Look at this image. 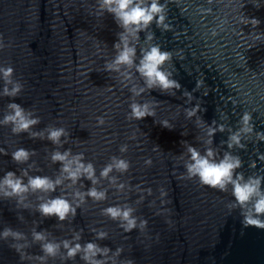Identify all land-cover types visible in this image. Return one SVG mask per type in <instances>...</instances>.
Returning a JSON list of instances; mask_svg holds the SVG:
<instances>
[{"label": "water", "instance_id": "water-1", "mask_svg": "<svg viewBox=\"0 0 264 264\" xmlns=\"http://www.w3.org/2000/svg\"><path fill=\"white\" fill-rule=\"evenodd\" d=\"M160 2L167 6L170 31L153 23L138 41L129 39L136 47V63L142 50L152 45L170 52L172 58L164 69L181 88L175 95L145 90L133 96L131 88L144 86L134 69L120 74L105 71V64L116 55L113 46L122 29L112 15L99 13L98 0H0V38L6 45L0 49V67L12 66L13 79L23 84L16 98L0 95V120L14 102L40 118L33 132L50 126L68 132L62 145L56 146L0 126V149L8 153L0 155V178L9 171L19 176L27 169V164L16 165L11 159V153L21 147L35 152L29 161L35 163L29 170L32 176L60 175V165L50 159L55 150L83 153L85 162L95 166L97 177L114 156L130 164L126 173H112L125 185L123 190L101 180L97 187L107 190V199H87L76 217L63 223L35 211L40 193L29 194L27 209H17L15 200L0 199V232L6 227L22 232L27 239L19 243L29 245L24 249L28 258L21 260L11 247L16 242L0 240V264H40L36 257L43 253L32 242L33 229L57 242L81 233L82 245L95 242L112 252L122 248L119 264L128 260L134 264H264V229L244 227L240 210L230 211L231 187L220 192L184 178L187 147L203 154L209 126L225 129L212 137L218 158L231 151L242 161L237 173L245 179L264 176V0ZM253 19L259 21L256 27L249 22ZM3 87L0 79V93ZM185 91L192 93L191 103ZM132 102L155 105L154 117L130 119ZM197 104L200 125L196 117L185 115V109ZM245 113L251 116L253 132L242 139L243 149L230 150L228 137L239 130ZM100 117L103 125L98 124ZM163 121L172 128L163 127ZM122 145L128 146L126 153H120ZM147 160L151 165H146ZM90 187L91 182L82 178L66 191L71 199L72 192ZM63 190L58 188L51 197ZM125 204L136 210V217L148 221L144 230L125 233L117 221L102 215L104 208ZM93 229L107 232L108 238L96 240ZM63 256L62 249L47 264H84L79 256L74 260Z\"/></svg>", "mask_w": 264, "mask_h": 264}, {"label": "clouds", "instance_id": "clouds-1", "mask_svg": "<svg viewBox=\"0 0 264 264\" xmlns=\"http://www.w3.org/2000/svg\"><path fill=\"white\" fill-rule=\"evenodd\" d=\"M99 13H107L113 16L118 27L122 29L119 33V42L114 44L116 55L114 59L105 64V71L120 74L125 70L134 69L143 81V88L139 90L131 88L130 92L133 96H140L145 90H158L162 94L175 95V91L181 88L180 83L172 77V73L164 69V65L171 60V54L168 51H162L159 45L150 46L146 50H142L141 58L136 63V47L133 46L129 37L133 40H139V34L146 32L150 26L155 23L156 27L164 32L170 31V26L166 23V4H161L160 0H98ZM256 27L259 21L253 19ZM6 45L0 38V49ZM14 69L12 66L0 67V79L3 80L4 87L0 95L8 98H16L23 91V84L19 80H14ZM187 102L191 103L192 93L184 92ZM129 118L140 121L146 117H154L155 105L148 103L132 102L130 105ZM201 111L200 105L185 109L187 119L196 117L197 124H202V120L198 117ZM104 119L98 118V124L103 125ZM40 123V118L33 112L26 110L20 104L9 103L7 105V113L0 120V126H10L14 135L27 133L32 139H47L51 144L56 146L62 145V139L68 136V132L64 127L50 126L44 132H33L32 129ZM215 123V122H213ZM251 116L245 113L239 124V130L231 133L228 137V149L241 148L242 139L253 132L250 127ZM165 128L171 129L172 126L168 121L161 122ZM223 126L208 127V139L205 142L206 147L203 154L192 146L187 147V161L184 163V178L192 180L197 179L203 186L216 189L220 192H228L231 187V195L234 202L230 203L231 210H240L242 217L241 223L244 227H256L264 229V176H249L245 179L242 173L237 170L242 167V161L239 156L233 155L231 151L225 152L222 158L217 157V153L211 147L212 137L216 131L223 132ZM46 133V136H45ZM259 137V134H257ZM127 145H122L119 149L120 153H126ZM0 155L8 156V153L0 149ZM34 151H30L23 147L18 148L11 153V159L16 165L27 164V169H22L18 176L15 172H7L0 178V199L15 200L17 209H27L26 203L29 194H42L38 197L40 201L35 211L43 218L55 217L59 223L68 221L69 218L74 219L77 209L87 199L95 202L107 199V190L98 188L97 185L101 180H107L108 183L119 190H123L125 185L118 183L116 176L112 173L124 174L128 171L130 164L126 159L112 157L110 163L103 167L99 177L96 175V169L93 163L85 162L83 153L73 154L70 150L51 152L50 159L52 164H59L60 175L56 178L49 176L29 175V170L34 167V162L29 163ZM146 165H151V160L145 161ZM86 179L91 182L86 192L74 191L69 198V188H74L81 180ZM25 180L27 181L25 183ZM67 184V188L64 186ZM58 188H63L61 195L55 198L51 197ZM147 195L151 196V189H147ZM66 193V194H65ZM166 193L161 191V197ZM47 196V198H44ZM143 195L141 200H143ZM135 209L129 205L109 206L102 210V215L119 223V227L125 233H131L135 229L144 230L148 221L140 219L134 215ZM23 221V216H18ZM95 239L103 241L108 238V233L104 231H96ZM32 242L38 243L41 248L42 256L36 257L40 264H47L49 258L55 259L61 254L63 249V259L74 260L77 256L84 264H119L118 258L121 256L123 249L117 248L112 252L108 247H101L95 242H87L81 244V233L74 234L71 239L62 241L50 240L46 232H37L35 229L31 233ZM16 242L11 247L20 254L21 260L28 258L24 249L29 247L27 243H19L26 241V236L22 232L13 230L12 228H4L0 232V240H9ZM111 253V254H110ZM100 257V258H98ZM123 264H134L132 260L123 262Z\"/></svg>", "mask_w": 264, "mask_h": 264}]
</instances>
